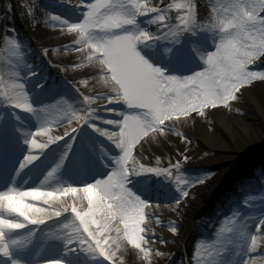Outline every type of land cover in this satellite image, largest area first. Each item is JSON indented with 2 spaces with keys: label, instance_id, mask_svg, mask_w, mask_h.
<instances>
[{
  "label": "snow or ice",
  "instance_id": "6c2138e0",
  "mask_svg": "<svg viewBox=\"0 0 264 264\" xmlns=\"http://www.w3.org/2000/svg\"><path fill=\"white\" fill-rule=\"evenodd\" d=\"M67 2L73 4L72 0ZM128 2L137 9L135 16L113 8V0H83L78 5L74 4L83 13L79 22H71L56 15L50 17L52 21L59 22L67 32L79 37L65 47L74 48L77 52L86 50L88 61H96L102 66L105 82H112L113 87L109 92L87 95L79 92L82 97L80 103L86 106L87 111H82L73 103L68 104L66 97H59L54 103L37 108L32 103L25 83L13 82L9 85L0 77V97L7 104L31 113L42 121L35 132L26 131L23 126H12L11 132L21 136L23 143L30 149L14 173L16 177L38 159V155L32 150H44L50 144L68 137L70 142L67 151L47 172L45 180L55 176L72 151L76 139L74 134L85 124L108 138L121 152L119 156L112 158L115 167L109 175L83 186L68 185L48 190L41 182L40 187L28 190H21L13 185L0 191V221H3L0 225V255L7 257L10 264H26L14 255L13 246L21 250L27 247L21 237L9 240L10 232L25 229L27 225H44L65 214L71 217L72 228L63 238L68 252L80 250L93 258H103L107 264H119V246L114 245L117 239H122L143 255L147 264H151L154 255H164L148 242L149 233L145 225L149 205L129 188L131 177L144 174L163 176L174 182L182 199L189 197L191 186L203 181L200 178L193 181L186 175L184 164L188 160L187 154L176 152V160L171 157L165 160L163 153H159L154 157L153 163L143 159L145 145L153 137L170 139L173 129L169 127V122L205 118L209 108H231L233 103L239 102L247 85L256 81L264 83V70H251L249 67L257 64V61L260 62L258 67L264 66V54L259 60L249 57L237 63L233 42L228 38L211 55L201 54V59L207 65L203 71L184 77L167 75L166 70L150 62L138 50V46L168 38L171 26L167 23V13L172 9H176L178 13V30H184L194 15L198 17V12H195L190 3L172 2L161 8L159 5L149 4V0ZM159 4H164V0H159ZM104 9L108 10L103 11ZM260 15L264 18V11ZM152 16L160 21L161 34H153L140 28L142 23H153ZM3 41L5 44L10 43L16 50L20 48V44L15 39L9 40L7 35L3 36ZM182 45L183 41H171L164 48L165 55L171 58L176 54L177 46ZM44 54L47 55V51ZM75 67L79 69L81 65L77 63ZM18 80L19 73L14 81ZM82 83L86 86L87 79ZM61 104H68L67 113L59 119L48 115L52 107ZM119 104L124 108L119 111L118 119L105 120L104 114L117 112L115 105ZM14 120L19 122V115H14ZM101 121L107 125H115V130L100 126L97 122ZM53 126L62 127V134L54 133ZM8 134L5 117L0 116V147ZM176 135L181 136L186 144L190 143L191 138L186 134L177 132ZM89 189L95 190L98 198L88 207H81L79 201L86 200L88 203ZM33 196L45 199H30ZM182 199L174 201L177 208ZM53 200H68L71 203L60 208L45 207ZM25 207H35L38 214L29 215L23 210ZM141 214L145 216V222L139 225L137 238L133 240L130 238L132 233L129 221ZM152 218L158 223L162 222L159 215H153ZM230 223L235 224L236 220L233 219ZM69 226L62 225L64 228ZM244 227L248 228L247 223ZM227 230L232 231L231 228ZM113 232L118 235L113 236ZM171 232L177 234L178 226H172ZM253 233L255 234L247 233L248 252L242 264H255L252 257L264 253V219L259 221V227ZM27 234L33 237L35 232L28 231ZM151 236L156 237V233L152 232ZM160 239L163 240V237ZM196 255L199 256V251ZM44 264H66V261L56 259L45 261Z\"/></svg>",
  "mask_w": 264,
  "mask_h": 264
},
{
  "label": "bare ground",
  "instance_id": "6f19581e",
  "mask_svg": "<svg viewBox=\"0 0 264 264\" xmlns=\"http://www.w3.org/2000/svg\"><path fill=\"white\" fill-rule=\"evenodd\" d=\"M52 1L57 2L59 6L62 5L68 8L69 16L71 17H74V15H78L80 13L79 11L80 9H78L74 4L76 5L80 4L82 2L81 0H72L73 4L68 3L67 0H28L26 4H30V3L33 4V7H32L33 12L31 13L30 16L26 18L25 24H23V22L21 23L19 20H14V22L17 23L16 28L19 29V30L18 29L14 30L13 17L15 16V10H14L15 7H10V11H9L7 8H9L10 1L5 0V6H6L5 13L7 14V17H5L3 23L0 22L1 31L2 29H4V31L7 30L4 33L8 36V38L10 40L15 39L19 44L26 40L28 41L32 40L35 43V49L39 51L40 54L45 53L46 51L48 53V51H50V53H54L56 56L57 54L60 55V57L62 56L61 61L55 62L56 64L53 63L52 66L50 65L49 62L43 60L41 57L38 58V61L36 63L38 67L47 66L48 69L52 70V74H55V72H58L57 73L58 79L61 81L62 84L55 88L57 91H60V90L71 91L70 93H72V95L79 102H81L82 97L80 96V93L77 89L81 90V93L85 95L94 94V93H104V92L111 91L113 87L112 82L111 81L107 83L105 82V80L103 79L104 71H103L102 66L96 61H88L86 50L84 52H77L75 51L74 48L69 47L68 51L60 52V51H55L51 48V46H55L56 48L64 49V48H67L65 46L71 45L75 38L79 39V37L75 36L74 33L67 32L65 28L59 24V22L52 21L50 19L51 16H54V15L59 16L57 14H50L48 10L46 9V6H50ZM207 7L206 6L202 7L200 14H201L203 22L211 26L212 23L214 24L218 22L216 21L218 17L214 13H212L209 7L208 8ZM230 7H231V4H230ZM113 8L121 12H127L129 10L127 7H121L119 5L118 6L113 5ZM239 9L243 11L241 6L238 7V4H236V7L234 8V10L232 9L230 11V18L235 27H238L240 23V19L238 15H236L237 10ZM57 35H61V36L57 38ZM182 36L185 37V34H183ZM191 36L193 38V35ZM171 41H175V40L172 39ZM9 46H10V43L5 44V46L3 47L4 55L0 59V69L2 70L0 77H3L5 83L9 85L13 82L25 83L26 90L30 94L32 102H34L37 99V96H36L37 94L34 93V89L32 88L30 84H31V81L33 83L35 80L27 78V76L24 75V72L22 70V68L25 66L24 63L20 62L21 64L18 66H14L13 64H11L10 60H12L13 57H15L16 55H15V51H12ZM66 53H69V56H66ZM253 54L258 55L259 57L256 60H259L261 53L254 51ZM48 55L49 54H47V56ZM47 59L50 60V58H47ZM77 63L81 65L79 69L75 67ZM259 64L260 62L257 61V65ZM49 65L51 66L50 68H49ZM74 69L75 71L72 75V78H69L70 79L69 81V79L66 78L65 76L66 74L71 73V71ZM18 73L20 74V80L14 81ZM85 79H87L88 83L85 86L84 88L85 90H84L83 88H80L78 86L79 84L75 81L85 80ZM99 82L100 84L101 83L103 84L98 86ZM244 91L245 93L244 95L241 96L239 102L233 103L231 108L220 107L218 109H214L213 111L211 110L209 111V114L215 120H217L216 123L219 125L218 126L216 124V126H214V129H216L215 127H218L219 130H222L224 134L228 135L227 138H224L225 143L223 145H221L222 144L221 143L215 147L217 148L221 147L223 149H229V151H232V153L229 154L230 159L235 158L236 154L240 152L246 153L248 151L249 153H252L250 150L253 149V151H255L256 148L260 146H264V126L260 125L255 120L256 113H260L264 115V83L258 81L257 83H253L252 85H247L246 90ZM249 100H252L256 106L254 107L249 106L246 103V101H249ZM84 106L85 105H83V107ZM115 107L117 108V112L105 113L104 114L105 120L118 119L119 111L123 110L124 106L122 104H119V105H115ZM234 108L235 109H245L246 108V110H249L248 115H244V117H238L237 113L234 112ZM12 109H13V111H11L13 114V117H11L12 120L8 122L5 121V126H8L10 130L12 129L13 125H16V126H23L26 131H30L29 129H30L31 124L39 126L40 123L42 122L41 120H38L37 117H35V115L31 116L30 113L28 114L27 112L21 109H17L14 106H12ZM14 115H19L20 117L19 122L14 120ZM0 116H4V113L1 112ZM231 120L236 121L237 126L235 128L232 127V124L230 123ZM97 123L99 124V122ZM99 125L102 127H108L111 130H115L116 128L115 125H107L106 123L102 121ZM209 125H210L209 122L206 123V121L203 118L202 119L198 118L196 120H177L173 123L169 122V127L173 129V132L181 131V132L190 134L192 136H198L203 142L211 141V140L207 141L206 138L208 135H210L212 138H215L214 140H216L218 137L217 135L221 134L217 132V129L216 130L211 129ZM199 128H201L203 131L201 135L194 132ZM53 131L56 134H62L63 128L61 127L58 130H53ZM173 132L170 135V139L168 140H164L163 138L153 137L152 139L154 140V142H156L155 145L149 142L146 146L151 152L150 153L151 157L150 159L149 158L145 159L146 157L144 155H148V150L144 147L145 149L143 150V159L145 161L150 160L154 162V160H152L153 156H156L158 154L155 147L157 145L161 146V144L162 145L168 144L167 149H170L169 146H171L172 147L171 150L173 152H177L178 151L177 147H174V144L172 145L169 144V142L170 143L173 142V140L176 138L174 137ZM96 134H97L96 138L99 141H102L103 138L106 140H109L108 138L100 135L97 132ZM74 135L76 138L78 136L79 137L81 136L79 139V144L80 142L81 144H83V142L81 141L83 138L82 136L87 138L86 135H81L79 130ZM19 138H21L22 140L20 142L13 143L12 145L13 147H15L16 149L15 152H17L18 157H15L14 161L13 160L11 162L9 161L7 165L6 174L7 175L12 174V176L15 177V179L13 180L9 188L14 185L18 189L26 190L28 186L40 187L41 182H43L44 184L43 187L48 190L60 188L62 186H68V185L83 186L88 183L89 179H91L89 181L94 182L97 179L106 177L111 172V170L108 171L107 175L104 177L96 175V172H94L95 170H93L94 167L92 165L91 167H89L92 160H91V157L88 155L89 157L83 159L84 160L83 162L87 163L86 166H82V164H78L76 165V167H74L73 164L75 163H72L74 162L73 161L74 159L72 161L70 160L71 162L69 161L67 164L72 168V172L70 171L68 172V175H63L59 171L55 176L50 177L49 179L45 180V175L47 174V172L50 171L51 168L58 162L57 160L52 159L53 156H60L62 151H64V147L66 146V144L70 142L69 138L65 137L64 140H62L61 143L55 149L51 150V152L49 153V156L45 160H41L43 158V154L47 152V150L52 144H50L44 150H33L34 154H37L38 157L40 156L41 158L38 161H36L32 167L28 168L25 172V175H22V179L19 180L18 179L19 176L16 177L14 175L15 172H13L12 169L16 168L17 165L19 166V163L22 161L23 157L27 155L28 150H30L29 146L23 143V138L21 136H18V139ZM15 139L17 141V137ZM159 139H160V142H159ZM88 141L89 143L86 144L88 146H93L94 144H96L97 147L100 146L99 145L100 143H97V141L95 140L88 139ZM112 149L116 151L118 150L115 148H112ZM76 151L78 155L83 156V157L86 156L85 150L78 149ZM162 152L165 155H168L166 148ZM108 160L110 162L112 161V159L109 157H108ZM259 165L260 164L253 166L252 169H256L258 166V168L256 169L258 170L262 168V166H264V164H261L260 166ZM0 167L2 168L1 165ZM186 167L187 166H184V168ZM106 168H108L109 170V167L106 166ZM190 168L191 167H189L188 171H185L186 174L190 171ZM0 173H1V170H0ZM74 173H77V174L74 175ZM86 173H89L94 176L87 177L88 178L87 180V178L85 177ZM145 176L146 177L151 176L152 179L155 181L156 187H158L157 184L160 187L156 188L155 192H150L149 190H146L144 188L146 192H145L144 197L142 195L141 198L144 199L148 203V205H151L148 202L149 200L163 201L162 209H160V207L158 206H155V208H152V210L148 211V217L146 218V222L150 221V223L152 224L146 223V229L150 237L152 233L151 232L152 228H154V223H157V225L159 224L155 219L152 218L153 215H161V214L169 213L170 215L173 216L174 214L173 210L177 209L174 201L178 199H182V196H181V192L175 187L174 182H172L171 180L165 179L163 176L157 177L154 174H145ZM189 177L193 179L194 175H190ZM260 177L262 178V181H263L264 175L261 174ZM147 180L148 179H145L144 182H148ZM236 181L237 179L235 178L230 180V182H236ZM194 187H195V184L191 186L189 190L193 191ZM213 189H214V185L209 186L207 193L212 191ZM246 192H247V189L244 190L243 192L244 195L247 194ZM191 194L189 195L187 199H182L185 202L183 204H180L179 207L181 209H187L188 211L192 212V215H193L197 213V210L194 208V204L196 202H199V200L197 201V197H192ZM87 196H88V203H86V200L79 201L81 207H88L92 202H94L98 198V193L93 189H89ZM33 198L36 201H41L45 199V197H41V196H33ZM189 202H192V205L186 204ZM68 203H71V201L53 200L49 205H53L57 208H60L62 207V205H66ZM167 205H169V207ZM262 209L263 208H259L257 210L261 211ZM23 210L25 212H28L29 215L38 214L36 212L35 207L32 209L25 207ZM248 212H250V210L247 212H244V214ZM65 215H66L65 217L64 215L59 217L61 219L60 221H56V218H54L53 220L46 222L44 225H38V226L28 225L29 227H27L26 230L24 231L21 229V230H16L15 233L10 232L8 235L9 240H13V239H16L17 237H21L24 240V244L27 245V247H25L23 250L17 248L16 246H13L14 255L19 260L26 262V264H41L39 262V259H42L45 257L53 258L55 256L63 257L64 261H66L67 264H83V263L88 264L86 262H83V260L81 259L82 253L84 252L80 250L68 252L66 250L63 238L66 233H69L72 231V228H71V217L67 214ZM141 217H142V214L134 218L133 220L129 221V224L131 225V233H132L130 238L133 240L137 238V234L139 231L137 227V222H138L137 219H139L141 223L145 222V220ZM263 218L264 216L261 215L260 219H263ZM164 219L165 218H161L162 221H165ZM189 221L194 222V224L192 225L193 227L192 226L189 227L186 232L185 238L188 237V241L187 243L180 245L179 251L175 254V256L173 255V253L177 249L178 245L175 244L176 241L175 242L173 241L174 239L173 234L171 232L168 234L164 233V227H159L158 225V228H157L158 232H156L157 237H161V236L163 238L166 237V238H169V240H172L171 242H174L171 246L169 244H164L165 246L163 247V250L169 253L167 258L163 256V258H165V261H164L165 263L170 262L169 264H180L181 261H184V264H187L188 260L185 258V256L187 255L183 253L187 252L188 247L190 246V243H192L193 240L197 239V237L199 236V233L196 231L197 229L195 225L196 222L194 221V219H192V217L190 218ZM200 223L202 225L204 224L203 227H207L209 224L205 220H201ZM2 224H3V221H0V225ZM64 224H68L70 226L68 228H64L62 227V225ZM37 230H40L39 234H36ZM28 231H34L35 235L33 237H29L27 234ZM117 235H118L117 233L113 232V236H117ZM155 241L152 239H149L148 242L151 246L153 247L156 246L159 248L158 244ZM246 243H247V246H245ZM40 244L45 246V249H46L45 253H43V251L42 253H38V251H36L38 250V248H40ZM245 244H244V248L241 254L239 255L238 264H242V261L246 260L247 258L246 253L248 252V241H246ZM117 245L119 246L118 253H117L118 257L120 258L119 264H147L143 255L138 253L134 248H132L131 245H128L122 239L116 240V244L114 245V247ZM180 254H182L183 256H179ZM230 254H231V249H227L226 255L229 256ZM252 259L254 260L255 264H260V254L255 255L254 257H252ZM158 260H159V255H154L152 258L151 264L157 263ZM0 264H10L9 259L7 257L0 255Z\"/></svg>",
  "mask_w": 264,
  "mask_h": 264
},
{
  "label": "rangeland",
  "instance_id": "374dc122",
  "mask_svg": "<svg viewBox=\"0 0 264 264\" xmlns=\"http://www.w3.org/2000/svg\"><path fill=\"white\" fill-rule=\"evenodd\" d=\"M10 1L9 8H7L10 11V7H15V16L13 17V25L14 30L18 29L17 23L14 22V20H19L21 23L25 24V20L28 16L31 15L33 12V4H26L28 0H8ZM83 2V0H81ZM172 2H183V3H190L193 5L195 12H198V17L193 16L192 18V25L193 27V33H195L193 40L191 41V45L187 49L186 54H180L179 52H176L174 55V58L178 55H180L181 59L187 60L191 62V71H189L187 74L179 77L189 76L192 75L193 72H201L204 70V68L207 66L205 64V61L201 59V54H208L211 55L213 52L217 51L220 47V44L222 41H224L226 38L230 39L233 43L232 46L235 49L234 57L237 61V63L240 60L247 59L249 57H253L257 59L259 56L254 55L253 52L257 51L261 53L260 55L264 54V18L261 17L260 13L264 11V0H164V4H159V0H149V4L155 6L159 5V7L163 8L164 5ZM113 4V3H112ZM130 4V3H129ZM205 4V5H204ZM231 4V7H230ZM236 4H238V7L241 6L243 11L240 9L237 10L236 15H238L240 19V23L238 27H235L231 21L230 18V11L236 7ZM209 7L214 13L218 19L216 23H212L210 26L209 24L203 22L201 17V9L202 7ZM207 7V8H208ZM63 10H60V9ZM46 9L50 14H57L61 16L64 19H67L72 22H79L82 18V10H79L80 13L78 15H74L75 17L70 18L69 15L67 16L64 10L66 9L62 5H58L57 2L52 1L50 6H46ZM133 11H127L124 12L126 15L129 16H135L137 14V9L132 6ZM108 9H104L103 11H107ZM6 6H5V0H0V22L3 23L5 17H7V14L5 13ZM73 12V11H72ZM168 20L167 23H170V37L169 39H176L177 41H180L182 30H178L176 28V25L179 24V20L177 19L178 13L176 12V9H172V11H169L168 13ZM23 19V20H22ZM148 19V18H146ZM153 23H145V25H140L141 29H147L151 31L153 34H159L161 33V23L160 21L155 17H151ZM188 25V24H187ZM19 30V29H18ZM4 29L0 28V50L3 49L5 46H1L3 42V38L1 40V37H3ZM61 35H57V38ZM243 38V40H242ZM29 39V38H28ZM10 40V39H9ZM154 41V40H153ZM149 41L144 47L149 50L147 54H142L150 60L154 65L160 66L161 68L165 69L162 66L163 60L165 59V53L164 48L167 46L165 43H159L158 41L153 42ZM10 49L12 51H15V57H13L11 61V64L14 66L20 65V61H24L27 64L28 56L29 59H31L32 63L37 62L38 58H42L43 60L49 61L51 64L55 62H60L62 56L57 54V56L54 53H50L48 51V56L44 53L37 52L35 49V43L31 40H26L20 43V48L16 50L13 48V46L10 44ZM51 48L55 51H68L69 47L67 48H56L55 46H51ZM138 49L142 51V46H138ZM177 51V49H176ZM4 52V49L3 51ZM144 52V49H143ZM152 55V56H151ZM50 56V57H49ZM66 56H69V53H66ZM47 58H50L48 60ZM173 58V60H174ZM170 60V58H169ZM192 61H197L198 63H201L202 65H196ZM22 68L24 70V75L27 76V78H30V75L33 76L32 79H34L38 74H43V78H39L41 80V83H37L35 81V84L31 81V86H35L34 93L39 92L41 89H44V85H48L49 89L55 86L54 80H52L50 83L48 82L49 78L51 79L53 76H51L50 70H46V68H39V70L36 72H32L31 67L27 64ZM56 64V63H55ZM24 65V64H22ZM33 68V67H32ZM251 70H264V66L258 67L257 64L250 66ZM75 69L71 71V73L66 74V78H72V75L74 73ZM1 74V73H0ZM167 75L169 73L166 72ZM170 75H175L171 73ZM178 76V75H175ZM88 79V78H87ZM70 80V79H69ZM75 81V80H74ZM84 80H77V82L80 88H85V85L82 83ZM258 81L254 82L257 83ZM103 83L99 85H102ZM255 85V84H254ZM85 90V89H84ZM87 90V89H86ZM47 91L45 88L43 92ZM79 92L81 90L78 89ZM71 92V91H69ZM245 91H243L244 95ZM68 99V104L73 103L77 108L83 110V105L78 100H72L73 95L72 93L67 96H63ZM58 99V95L55 94V99L46 100V99H37L36 101L32 102L37 108H40L44 105L54 103ZM246 103L249 106H256L252 100L246 101ZM68 104H61L54 106L50 109L48 115L51 116L53 119L61 118L67 111H68ZM1 105V102H0ZM247 108V107H246ZM245 109H235L234 112L237 113L238 117H244V115H248V111ZM12 109V108H11ZM213 111L214 109L209 108L208 115L203 118L206 123L209 122V127L213 130L217 129V132L221 133L217 135V139L212 138L210 135L207 136V141L210 142H203L198 136H192L190 134H187L185 132L178 131L179 133L186 134L188 137L191 138L190 143H185L181 136L176 135L177 132H173L174 137H176L173 142H169L170 145L174 144V147H177V152L185 153L188 156L187 162L184 164V166H187L184 168V171H188L189 167L190 171L186 174L188 177L190 175H194V178L189 179L195 181L197 178H200L203 182L199 184H195L194 190H189L192 197H197V201L194 204V208L197 210V213L192 215V212L188 211L187 209H181L180 207L173 210V216L169 213L161 214L159 215L161 218H165V221H162L159 223V227H164V233L168 234L171 232L172 226H178V233L173 234V241L175 242L177 246V249L173 253L175 254L179 251V247L181 244L187 243L188 237L185 238L186 232L189 227H191L194 222H190V218L194 219L196 222V231L199 233V236L197 239L193 240L192 243H190V246L188 247L187 252H184L183 254L187 255V258L190 262V264H238V257L243 250L244 244L247 240V233L255 234L253 233L254 230L259 227V221L260 216H264V210L258 211L257 209L260 208L261 205L264 204V186L261 187V191L259 192H253L248 198V203H252L256 205L255 208L251 209L250 212L243 214L239 213V206L236 205L235 207L232 206V202H228V198H232V191L238 189L239 185L245 180H249L250 178L254 179V174L258 171H262L263 169L260 168L259 170L252 169L253 166L257 164H264V146H260L256 148L255 151L250 150L252 153H249L248 151L246 153L240 152L236 154L235 158L230 159L229 154L232 153V151H229V149H221L215 147L219 144L223 145L225 143V139L228 135L224 134L222 130H219L216 126L217 120H215L210 114L209 111ZM26 112V111H25ZM28 113V112H27ZM29 114V113H28ZM31 114V113H30ZM255 120L262 126H264V115L260 113L255 114ZM101 122H99L100 124ZM230 123L232 124V127L235 128L237 126L236 121L231 120ZM41 125V123H40ZM39 125V126H40ZM218 125V124H217ZM37 126V127H39ZM219 126V125H218ZM53 129H58L55 126H53ZM195 133L201 135L203 133L202 129L199 128ZM205 134V132H204ZM150 143H153L155 145L156 142H154L153 139L149 141ZM148 150V155H144L147 159H150V151ZM110 146H105L101 151L98 152L101 155H110L109 152ZM144 148V149H145ZM158 154L163 153L162 151L166 148L167 154L165 155L163 153V158L167 160L169 157H171L172 160H176L177 156L175 155L176 152H173L171 150V146L168 148V144H163V146H156L155 147ZM162 150V151H161ZM111 151V150H110ZM261 152V153H259ZM65 152H63L64 154ZM117 153H119L117 151ZM234 153V152H233ZM62 154V156H63ZM107 155V156H108ZM153 156V159L154 160ZM99 159H101L99 157ZM154 163V162H153ZM259 165V166H260ZM189 166V167H188ZM223 171V173H222ZM193 172V173H192ZM260 173V172H259ZM145 175V174H144ZM144 175L136 177L135 181H137V184H134L133 190L136 192L141 193L146 192V190L150 189L152 191L155 190V184L154 181L149 182V185L147 182H144L146 177ZM156 176V175H155ZM160 177V176H157ZM237 179L236 182H230L231 179ZM134 182V180H131ZM243 181V182H242ZM152 184V186H151ZM130 186L132 184H129ZM142 185H144V188L146 190H142ZM214 185V189L207 193L209 186ZM132 190V189H131ZM200 192V193H199ZM258 193V194H257ZM30 199L35 200L33 197ZM179 200V199H178ZM228 202V210L229 212H233V215L225 214L222 215L224 212V208H226V205L222 203ZM148 208L152 210V208H155V206L160 207L162 209L163 207V201L161 200H149ZM185 201L182 200L181 204H183ZM168 204V202H167ZM189 205H192V202L186 203ZM46 207L50 208H56L53 205H45ZM169 207V205H167ZM225 206V207H224ZM242 216V217H241ZM148 216H146L147 218ZM241 217V219H240ZM145 220V216L142 214V217ZM235 219L236 223L232 224L230 223L231 220ZM264 219V218H263ZM197 220V221H196ZM201 220L207 221L208 226L203 227V225L200 223ZM137 227L139 229V225L141 224V221L137 219ZM147 224H152L150 221L146 222ZM247 223L248 228L246 229L244 227V224ZM157 223H154V228H152L151 232H158ZM146 226V225H145ZM150 226V225H149ZM193 227V226H192ZM200 228V229H198ZM231 228L232 231H228L227 229ZM208 232L209 234L205 233ZM184 237V238H183ZM149 239L156 240L155 242L158 244V247H154L155 249H159L160 252L164 253V255H159V260L155 264H169L170 262H164L165 258L169 255L168 252L163 250L164 244H169L170 246L174 243L171 242L172 240H169V238H163V240L160 239V237H152L150 236ZM166 241V243H165ZM247 245V243L245 244ZM227 249H231V254L229 256L226 255ZM199 251V256L197 257L196 253ZM165 256V258H163ZM179 256H183L180 254ZM101 257L97 258H91V260H86L89 264H107V262L100 260ZM163 258V259H162ZM61 258H55V259H49V260H56ZM44 260L42 263L44 264ZM99 260V261H97ZM182 264V263H180ZM260 264H264V253L260 254Z\"/></svg>",
  "mask_w": 264,
  "mask_h": 264
}]
</instances>
